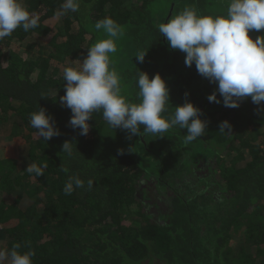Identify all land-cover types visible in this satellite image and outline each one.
<instances>
[{"label":"trees","instance_id":"1","mask_svg":"<svg viewBox=\"0 0 264 264\" xmlns=\"http://www.w3.org/2000/svg\"><path fill=\"white\" fill-rule=\"evenodd\" d=\"M21 2L40 23L0 40V149L17 150L16 158L0 159L1 249L18 242L35 252L33 264H264V139L257 142L264 109L250 97L238 108L209 102L217 86L186 66L185 54L157 29L185 7L220 14L223 0H80L79 11L64 16L57 15L64 0ZM105 17L122 26L111 59L123 94L136 102L139 70L159 73L169 111L191 101L208 122L204 136L186 144L187 130L176 128L129 139L100 113L85 136L69 125L71 111L59 102L63 70L79 67L106 38L94 28ZM39 107L61 133L47 142L30 125ZM225 120L231 133L219 131ZM66 140L80 153H61ZM31 162L47 163L44 175L24 171ZM73 175L85 188L65 195Z\"/></svg>","mask_w":264,"mask_h":264},{"label":"clouds","instance_id":"2","mask_svg":"<svg viewBox=\"0 0 264 264\" xmlns=\"http://www.w3.org/2000/svg\"><path fill=\"white\" fill-rule=\"evenodd\" d=\"M223 3L224 10L212 15L185 7L157 25L159 36H163L170 49L185 54L186 66L194 64L199 75L217 86L208 95L209 102L238 108L242 100L250 97L253 104L264 109L261 103L264 102V34L254 39L250 35L264 30V0H223ZM79 9L80 0H64L57 15ZM39 23V15L29 12L21 0H0V40L18 28L25 32L35 29ZM94 28L106 38L87 49L79 67L63 70L65 94L59 96V102L70 109L68 123L74 130L79 129L81 136L87 135L89 120L100 113L110 128L125 131L129 139L148 134L160 138L179 128L187 130L184 143L188 144L206 134L208 122L201 118V109L191 101L186 100L169 111L173 106L170 89L159 73L150 78L147 72L139 70L137 101H130L122 92V78L111 59V54L117 52L116 40L122 35V26L105 17ZM147 50L134 56L137 61H144ZM217 93L222 99H218ZM41 97L48 95L42 93ZM30 125L46 142L61 134L53 116L42 107L30 114ZM219 131L231 133L230 123L222 121ZM75 152H79L76 144L64 141L61 153L72 157ZM120 152L123 154L122 149ZM47 167V163L31 162L24 171L40 177ZM92 186L93 180L88 179L87 189ZM84 188L85 181L73 175L65 182L63 192L71 195ZM34 256L33 250L22 251L21 244L14 242L10 248L0 249V264H33Z\"/></svg>","mask_w":264,"mask_h":264},{"label":"rangeland","instance_id":"3","mask_svg":"<svg viewBox=\"0 0 264 264\" xmlns=\"http://www.w3.org/2000/svg\"><path fill=\"white\" fill-rule=\"evenodd\" d=\"M12 126H13L12 123L8 125L9 128H12ZM262 139H264V137L258 139L257 142L258 143H261V140ZM2 155H3V157L12 156L13 155V151H11V150H7V152L5 150H4V152L3 151H0V158H2ZM153 212H155V211H153ZM0 249H1V239H0Z\"/></svg>","mask_w":264,"mask_h":264},{"label":"crops","instance_id":"4","mask_svg":"<svg viewBox=\"0 0 264 264\" xmlns=\"http://www.w3.org/2000/svg\"><path fill=\"white\" fill-rule=\"evenodd\" d=\"M4 150L6 152H7V150L13 151V155L12 156H7V157H3V155H2V158H0V159L6 160V159H13V158H16L17 157V150H16L15 146H9V147H7L5 149H0V151H3V152H4Z\"/></svg>","mask_w":264,"mask_h":264}]
</instances>
